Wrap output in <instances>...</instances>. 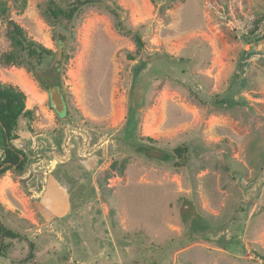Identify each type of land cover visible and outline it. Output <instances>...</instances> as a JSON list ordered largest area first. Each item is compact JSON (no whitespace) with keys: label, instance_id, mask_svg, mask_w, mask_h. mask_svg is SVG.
<instances>
[{"label":"rangeland","instance_id":"1","mask_svg":"<svg viewBox=\"0 0 264 264\" xmlns=\"http://www.w3.org/2000/svg\"><path fill=\"white\" fill-rule=\"evenodd\" d=\"M75 2L0 0V82L32 113L12 141L26 169L0 180L22 235L0 264H264V0H95L65 28L53 10ZM55 69L63 118L42 84ZM146 137L187 145V167L129 145Z\"/></svg>","mask_w":264,"mask_h":264},{"label":"trees","instance_id":"2","mask_svg":"<svg viewBox=\"0 0 264 264\" xmlns=\"http://www.w3.org/2000/svg\"><path fill=\"white\" fill-rule=\"evenodd\" d=\"M94 1L95 0H76V2L72 3L67 9L57 8L53 10V16L56 20H60V22H62L63 24V27L66 28L71 23L75 14L81 7L91 4ZM15 29L16 31L19 32L18 26H16ZM61 40L66 41L67 36L60 34L59 41ZM135 41L137 47L143 50L145 47V43L138 35H136ZM23 42L27 43V48L29 49L30 55L43 56L44 54L46 55L47 53L50 52L43 46L38 45L35 42L28 41L27 39L26 40L23 39ZM13 58L14 56L12 54H8L5 57V62L6 63L13 62V60H15V58L14 59ZM58 76H59L58 70L55 69L54 75L49 78L51 80L54 78V81L50 83L48 82L42 83L47 91L50 86H54V85H58L62 91V86L59 83ZM31 116H32L31 111L26 110L25 93L11 84H3L0 82V128L3 135V140L5 142L4 157L3 159L0 160V180L10 170L23 172L26 169L27 156L24 154L23 151L15 147L12 144V141L15 139L14 133L18 126L19 119L21 117H31ZM59 118H63V117H59ZM143 141L145 143H149L152 145L156 144V142L153 139L147 137ZM138 144L139 143H134V144L129 143V145L131 146H135ZM167 152L171 154L172 158L170 160V163H172L175 168L187 167L190 157L189 148L187 145L185 144L179 145L173 148L172 150H168ZM1 208L2 206L0 205V209ZM234 234L235 237L237 235V232H234ZM204 238L208 241H215L222 246L230 245L232 240V238L227 239L226 237L224 238L222 235H215V234H207ZM6 239H22V235L3 225L0 220V256H2L3 252L6 250V246L4 245V240Z\"/></svg>","mask_w":264,"mask_h":264},{"label":"water","instance_id":"3","mask_svg":"<svg viewBox=\"0 0 264 264\" xmlns=\"http://www.w3.org/2000/svg\"><path fill=\"white\" fill-rule=\"evenodd\" d=\"M60 46H59V51H58V57H57V64L56 66L59 65L62 56H63V48L65 46V41H60ZM48 94H49V101L51 104V107L55 111V113L59 117H64L67 114V104L64 98V95L58 85L50 86L48 88ZM135 151L144 157L148 159H154V160H159V161H169L172 156L170 153L152 145V144H140L137 145L135 148ZM191 206V205H187ZM187 206L183 208L182 214H184L187 211Z\"/></svg>","mask_w":264,"mask_h":264},{"label":"bare ground","instance_id":"4","mask_svg":"<svg viewBox=\"0 0 264 264\" xmlns=\"http://www.w3.org/2000/svg\"><path fill=\"white\" fill-rule=\"evenodd\" d=\"M27 79H25V82H26ZM25 82H23V84H25ZM21 83V82H20ZM29 83V82H28ZM26 88L28 89V94L32 96V98L34 99H38V100H41L42 97H40L36 92L35 90L32 88V87H29V85H25ZM25 89V87H24ZM27 92V90H26Z\"/></svg>","mask_w":264,"mask_h":264}]
</instances>
